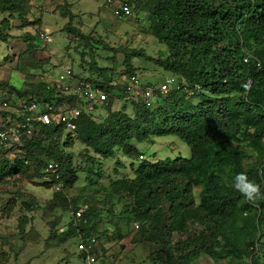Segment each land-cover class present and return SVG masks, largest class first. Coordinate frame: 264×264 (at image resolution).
I'll return each mask as SVG.
<instances>
[{
  "label": "trees",
  "instance_id": "obj_1",
  "mask_svg": "<svg viewBox=\"0 0 264 264\" xmlns=\"http://www.w3.org/2000/svg\"><path fill=\"white\" fill-rule=\"evenodd\" d=\"M62 1L55 11L61 9L57 12L61 17H72L69 10L72 5L67 10L64 5L67 0ZM129 4L147 14L150 32L165 44L167 52L154 59L141 50H129L124 75L136 74L131 58L142 56L153 59L164 71L177 76L180 88L159 95L150 106L129 103L131 113L125 112L126 104L119 110L106 108L110 110L100 122L84 114L71 133H65L61 123L41 126L32 123L39 131L31 138L23 136L19 152L1 160L0 184L10 174L25 171L32 172L29 177L35 174L44 177L45 164L52 159L61 165L62 188L73 185L78 179L77 170L72 166L73 155L66 146L74 133L88 149L86 162L80 167L91 185L102 176L99 159L111 158L117 150L131 158L132 177L116 178L112 182L113 192L120 197L119 192L131 197V207L127 204L122 212L132 211L128 221L139 224L137 232L141 241L167 252L163 260L158 248L154 249L157 262L194 264L205 255L216 264H261L258 254L264 250L260 238L264 236V200L248 203L230 185L236 173L246 171L264 192V0H129ZM22 6L18 0L17 3L0 0V11L10 15L15 12L23 26L41 24V17L28 20ZM103 8H110L107 0H103ZM65 30L69 32V42H92L71 26ZM43 34L50 40L44 39ZM21 36L26 54L38 53L37 48L46 49L52 40L51 34L43 31L33 35L24 32ZM6 37L1 35V41ZM83 55L81 50L80 56ZM6 57L12 64L20 60L19 54L16 58L9 54ZM91 66L95 68L96 63L92 61ZM30 68L31 71L27 67L24 72L36 75L38 68ZM106 69L97 75L100 80L88 78L114 94L120 88L112 85L116 77ZM248 78L252 82L244 90L242 83ZM195 83L200 89L188 95L184 87L192 89ZM29 85L30 89L22 91L23 87L17 89L7 81H0V87H8L18 96L40 94L39 85ZM169 135L177 136L190 147L189 157L139 160L144 155L134 141L141 143L151 136ZM44 140L49 144H44ZM253 156L255 160L244 166L243 161ZM53 183L43 184L52 187ZM195 188L198 189L196 204ZM193 206L204 221L203 229L185 240L173 241L175 233H187L186 219L192 215L189 208ZM76 209H84L87 223L74 225L71 215L63 237H75L77 228L85 234L98 228L96 209L87 205ZM119 216L113 224L117 239L124 236L117 222ZM250 246H257L259 250H249ZM244 255L250 260L242 263L240 259Z\"/></svg>",
  "mask_w": 264,
  "mask_h": 264
},
{
  "label": "rangeland",
  "instance_id": "obj_2",
  "mask_svg": "<svg viewBox=\"0 0 264 264\" xmlns=\"http://www.w3.org/2000/svg\"><path fill=\"white\" fill-rule=\"evenodd\" d=\"M18 1L23 4L21 10L27 12L25 17L28 20L34 21L41 17L43 21L36 26H23L15 12L10 15L9 12L0 11V36L5 34L7 36L4 42L0 38V81H7L17 89L28 86L32 83L31 80H37L34 74L31 76L30 73L24 72L27 67L29 71L32 70L30 67L38 68L35 70L37 73L53 67L54 73H58L60 65L70 66L75 73L94 80H100L101 77L97 75H100L101 69L107 68V73L113 71L111 76L115 75L114 80L117 82L121 80L125 71L127 72L125 56L129 50H141L154 59L162 56L161 53L167 52L165 44L159 42L150 32L147 14L134 9L133 5H131L132 16L118 21L108 8H103V0L65 1L67 10L70 4L72 5L69 9L73 14L72 17H61L57 13L61 9L55 11L56 5L62 4V0ZM50 11H54V14ZM66 26L79 30L90 40L92 39V42L88 44L76 42L78 40L69 42ZM42 31L51 34L52 40L47 44V48H39V50L37 48L36 55L34 52L26 54L21 35L24 32L33 35ZM76 46H78L77 51ZM81 50L84 52L83 56H80ZM8 54L13 58L19 54L20 60L12 64L6 60L9 58L6 57ZM92 61L96 63L95 68L91 66ZM131 61L135 67L134 73L140 75L145 83L158 84L170 75L153 59L132 56ZM4 88L8 89V87ZM4 88L0 87V94L4 92L1 91ZM124 102L127 101H116L113 108H109L119 110L126 104L125 112L131 113L132 104ZM110 109L96 110L92 116L100 122ZM68 140L70 144L66 146V150L73 155L72 166L73 168L75 166L78 177L73 185H64L59 192H55L50 186L43 184L46 183L44 177L36 174L29 177V174H32L29 171L23 174H10L0 184V264H81L76 251L75 237L73 235L63 237L62 234L67 232L66 228L75 207L86 208V205L99 213L96 220L100 221L98 225L100 244L105 252L109 249L114 250L113 254L116 259L118 258L115 264H164L156 261L154 249L158 248L162 259L166 257L167 252L153 243L141 241L140 233L134 229V224L137 222L128 221L133 215L132 211L122 212L124 206L131 204V197L119 192L122 196L120 197L113 192L112 182L116 178L132 177L129 166L131 158L117 150L113 157L99 159L102 176L91 185L80 167L83 161L86 162L87 147L74 133ZM134 144L143 152L144 157H139L141 161L176 156L189 157L191 153L190 147L175 135L151 136L141 143L134 141ZM7 156H13V153L0 152V162L8 158ZM254 160L255 156L247 158L243 161V165ZM194 190L196 204L198 189ZM167 208L166 205L165 209ZM189 209L192 215L186 219L187 233L183 231L175 233L173 241L185 240L203 229L204 221L195 213V206ZM117 216H119L117 222L124 235L119 239L114 234L113 226ZM260 238L263 243L264 236ZM258 255H260V263L264 264V250H259ZM247 258V255H244L240 262L244 263ZM194 264L216 263L203 255Z\"/></svg>",
  "mask_w": 264,
  "mask_h": 264
},
{
  "label": "built area",
  "instance_id": "obj_3",
  "mask_svg": "<svg viewBox=\"0 0 264 264\" xmlns=\"http://www.w3.org/2000/svg\"><path fill=\"white\" fill-rule=\"evenodd\" d=\"M107 5L117 19H125L132 15V9L128 0H107ZM50 40L47 34L42 35ZM247 61V56L244 57ZM259 65V63H257ZM60 71L54 73V68L36 73L37 80H31L30 84L40 86V94H24L18 96L10 89H3L0 94V150L5 153L19 152L22 145V137L31 138L38 128L32 123L50 124L61 123L64 132H72L77 127V121L82 115L91 116L96 110L113 108L116 101L143 103L150 106L159 95H164L170 89H179L180 85L176 76H169L158 84L145 83L137 74L123 75L120 81L113 80L112 85L119 86L120 90L114 94L93 83L88 77L75 73L70 66H59ZM248 78L242 83V88L248 90L251 84ZM108 86V85H107ZM30 89L31 85L22 86ZM106 87V86H104ZM188 95H193L200 89L195 83L194 88L184 87ZM187 95V96H188ZM24 117V119H22ZM54 123V124H55ZM36 130V131H35ZM62 139V138H61ZM48 145L49 141H43ZM60 163L48 160L44 167L45 180L54 181L52 189L58 192L62 189L60 181ZM83 209L73 210L71 213L74 225H84L87 218L83 216ZM134 229H139V224H134ZM77 250L82 253L81 264H115L117 259L113 252H103L93 229L88 234L77 228ZM254 252L257 249L250 248ZM105 260V262L103 261Z\"/></svg>",
  "mask_w": 264,
  "mask_h": 264
},
{
  "label": "clouds",
  "instance_id": "obj_4",
  "mask_svg": "<svg viewBox=\"0 0 264 264\" xmlns=\"http://www.w3.org/2000/svg\"><path fill=\"white\" fill-rule=\"evenodd\" d=\"M129 2V0H128ZM131 6V5H130ZM132 12H133V8L131 6ZM132 16V15H131ZM131 16H128L127 18H130ZM116 18V17H115ZM125 18V19H127ZM117 19V18H116ZM118 21H123L124 19H117ZM264 47V44H263ZM138 75V74H137ZM172 74H170L169 76H171ZM140 76V75H139ZM168 76V77H169ZM174 76V75H172ZM141 77V76H140ZM177 77V76H176ZM93 115V114H92ZM91 115V117L93 118V116ZM9 154V153H8ZM140 158H143V156H139ZM165 158H170V157H165ZM176 158V157H175ZM159 159H164V158H159ZM173 159V158H172ZM157 160V159H156ZM236 192H238L244 199L245 201H247L248 203L251 204H255L260 200H264V192H262L261 190V185L259 183H257L255 180L250 179L247 172L246 171H242V172H238L236 173L233 177H232V181H231V185H230ZM52 188V187H51ZM84 210V209H83ZM96 238L100 244V240H99V233L100 231H98V228H96ZM109 233V232H108ZM76 239V236H75ZM133 240V238H132ZM76 243H77V239H76ZM100 246L102 247V245L100 244ZM252 246H250L251 248ZM257 251L259 250L258 247L256 246ZM103 250V249H102ZM250 250V249H249ZM76 251L78 252L79 258L81 259V263H82V253H80L77 250V246H76ZM108 251L113 252L114 250L109 249ZM256 251V252H257ZM118 260V258H117ZM250 260V258H247V261Z\"/></svg>",
  "mask_w": 264,
  "mask_h": 264
}]
</instances>
